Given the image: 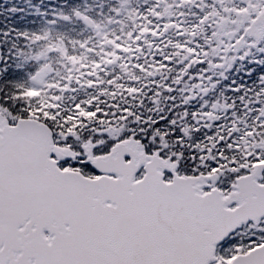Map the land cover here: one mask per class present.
<instances>
[{
	"label": "snow or ice",
	"instance_id": "6c2138e0",
	"mask_svg": "<svg viewBox=\"0 0 264 264\" xmlns=\"http://www.w3.org/2000/svg\"><path fill=\"white\" fill-rule=\"evenodd\" d=\"M0 264H264V0H3Z\"/></svg>",
	"mask_w": 264,
	"mask_h": 264
},
{
	"label": "trees",
	"instance_id": "16d2710c",
	"mask_svg": "<svg viewBox=\"0 0 264 264\" xmlns=\"http://www.w3.org/2000/svg\"><path fill=\"white\" fill-rule=\"evenodd\" d=\"M3 2V0H0V3H2Z\"/></svg>",
	"mask_w": 264,
	"mask_h": 264
}]
</instances>
